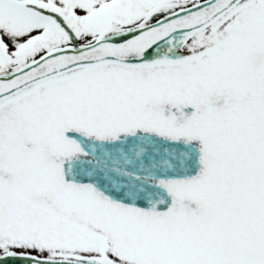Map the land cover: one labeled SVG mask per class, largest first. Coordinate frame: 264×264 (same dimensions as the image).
I'll return each instance as SVG.
<instances>
[{
    "label": "snow or ice",
    "instance_id": "obj_1",
    "mask_svg": "<svg viewBox=\"0 0 264 264\" xmlns=\"http://www.w3.org/2000/svg\"><path fill=\"white\" fill-rule=\"evenodd\" d=\"M0 264H264V0H0Z\"/></svg>",
    "mask_w": 264,
    "mask_h": 264
}]
</instances>
